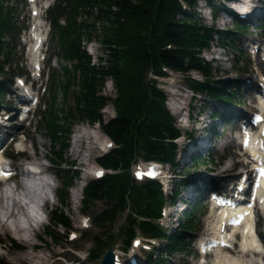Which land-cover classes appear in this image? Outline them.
Segmentation results:
<instances>
[{"label": "trees", "instance_id": "trees-1", "mask_svg": "<svg viewBox=\"0 0 264 264\" xmlns=\"http://www.w3.org/2000/svg\"><path fill=\"white\" fill-rule=\"evenodd\" d=\"M6 1L0 0V74L6 73V65L14 57L15 45L6 37L14 40L21 30L16 21V7ZM207 3L216 12L218 7L213 0H207ZM197 4L198 0H56L49 9L52 40L57 44L58 54L73 63L75 69L73 72L68 65L63 67L67 75L64 86L59 80L61 73L51 74L54 87L58 85L63 89L65 101L73 97L74 106H67L66 110L58 109L53 103L47 112L44 110L42 113L52 141L54 157L51 159L63 184L59 190L63 206L51 211L50 224L45 228L53 240L60 242L61 233L57 231L60 226L73 228L65 207L68 206V191L79 170L64 167L75 166V161L65 159L64 154L77 120L100 123L103 131L116 143L110 152L97 158L99 164L113 172L91 179L83 190V202L89 206L104 199L112 200L111 206L96 216L97 223L101 225L114 220L120 211H127V225L121 230L125 248L131 245L138 232L146 237L163 238L167 240L163 251L159 249L156 257L153 253L148 257L150 261L163 264L166 260L164 254L185 248L188 233L201 228L200 223L194 221L196 205L192 203L189 204L192 209L184 213L178 229L173 233L167 232L158 222L162 206L168 200H176L182 184L188 182V175L192 172H187V179H182L168 197L158 180L139 182L132 176V167L140 159L175 165L179 152L175 140L182 135L176 118L166 105L165 91L155 78H147L148 71L157 76H165V68L185 72L189 87L204 94L207 100L226 105L237 102L235 86L215 76L213 64L202 57V52L217 41L219 45L238 50L235 55L238 59L242 58L244 54L235 43V37L246 32L249 25L240 23L237 17L234 28L218 29L215 25H206L197 15ZM81 15L83 20L78 19ZM62 18L66 20L65 25L60 23ZM97 23H100V32ZM83 37L100 40L105 51V57L101 59L105 58L106 63L92 64V57L81 42ZM235 69L247 71L245 66ZM192 72H199L202 80L192 77ZM109 77L117 88L118 94L114 99L103 93ZM8 80L13 81L11 77L0 80L2 105L8 104H4L3 100L10 85ZM235 82L239 86L238 79ZM74 85L79 86L78 91L72 90ZM53 92L55 102L57 89ZM109 100L114 101L117 116L104 123L102 109ZM222 112L216 108L212 117L223 118L229 123ZM210 130L213 133L219 131L217 127ZM187 134L191 138L194 136L193 131H187ZM213 156L214 153L196 155L193 161L210 167L215 163ZM112 238L115 239V235ZM15 246L21 247L16 242ZM108 246V240L97 239L96 247L89 251V258H98ZM0 264L14 263L0 259Z\"/></svg>", "mask_w": 264, "mask_h": 264}, {"label": "rangeland", "instance_id": "rangeland-1", "mask_svg": "<svg viewBox=\"0 0 264 264\" xmlns=\"http://www.w3.org/2000/svg\"><path fill=\"white\" fill-rule=\"evenodd\" d=\"M27 0H7V2H10L11 4L16 7L15 15L17 16L16 21H18V26H23V30L20 34L17 35V37L13 40L12 37H6L8 42H11V44L15 45V48L13 49L14 57L12 61H9V64L6 65V73L0 74V80L9 79V77L12 78V82L8 80V83L10 84L8 86V89H6L4 93V104L8 102V106L0 107V112L3 111L4 113H9L13 108L11 107L14 104V96L12 95L11 91L16 88L15 81L18 76L23 77L27 82L30 80V71L31 65L29 61V54L26 51L25 47V38L27 39L28 36L26 35V28L28 27V24L32 22V18L30 16V10L28 8V4L26 2ZM238 0H232L229 2V0H213V3L218 7L216 10L217 17L212 18V10L211 6L207 3V0H198V4L195 8L197 15L202 19L203 23L206 25H215L218 29H228V28H234L236 27V19L228 13L225 12L226 6L224 7V2H226L225 5L232 7V5L235 4ZM260 5L263 7L264 11V0H260ZM190 12V9H187ZM182 17V15H180ZM43 19L49 24V20L47 18V13H44ZM254 22V20L250 19L247 21L248 23ZM242 23V21L240 22ZM250 23V24H251ZM243 24V23H242ZM18 27V28H19ZM95 37V36H94ZM92 38V43L87 41L86 39L82 41L83 45L87 47V51L89 54L91 53L94 61L98 63L99 65H102L104 62L106 63V59H101L102 57H105V51L103 48L102 43L98 38ZM84 39V38H83ZM95 39V40H94ZM249 40L250 45L249 47L245 44V42ZM254 40L255 42H253ZM95 41V42H94ZM245 41V42H244ZM84 42H86L84 44ZM94 43V44H93ZM235 43L238 45V48L241 50V52L244 54L242 58H239L235 55L238 53V50H231L230 47H224L219 46L217 41H215L210 48L204 49L202 52V57L206 59L207 61H210L214 66V74L217 78L224 79L228 83H230L232 86H235L234 89L237 91L236 100L238 101V104L240 105H233L235 109L237 110H243L246 108L247 111L252 110L255 111V106L257 105L256 100H254V90L251 89V93L249 91H246V82L244 81L247 77H253L256 82L257 86H259V82L261 80L259 73L262 67L259 65V61L261 60L258 57H255L253 54V47L258 46L260 43L264 45V27L261 25L254 26L251 24V27L248 31L243 32L235 37ZM95 46V47H94ZM98 47V48H97ZM57 44L55 41L51 38V33L48 34V41L44 45L45 52L42 56H44L45 59V69L43 71V75L40 77L39 80L36 81L35 85L40 86L39 88V94H41V102L39 104V107L37 108V113L32 117H29L30 122L26 121L24 123H18L14 130V132H17L20 134V136H17L15 139V143H13L10 139L12 137L13 132H6L0 137V139L5 140L4 144L8 145V143L11 141L10 146L7 148V151L9 153H12V155H16L17 150L20 148L26 149L28 154H30V159L33 161H39L40 163L46 165L50 170L43 176V179H36V183L39 184V190L43 189V184L45 181H49L52 183V185L57 186V190L61 188L62 180L58 176V168L57 166L51 162V158L54 157L53 153V147H52V141L50 139V136L47 131V127L45 125V120L42 118L43 110H47L51 107V105L54 103L55 106L58 109L65 108L67 106H74V99L73 97H70L67 99V101L64 100V92L63 89H60L57 85V87H54V84L51 81V74L52 73H61V79H59L61 82V86H64V84L67 81V75L63 71V67L65 65H68L71 71H75L73 63L68 62L64 60L59 54L57 49ZM97 48V49H96ZM96 51L98 52L96 54ZM102 51V52H101ZM104 53V55H103ZM215 58V59H214ZM214 59V61L212 60ZM216 60V61H215ZM245 66L247 71H244L245 73H242L241 71L235 69V67ZM239 71V72H238ZM79 70L77 69L76 75H78ZM56 74V75H57ZM190 75L192 77L202 80V76L199 74V72H192ZM13 76V77H12ZM178 75L176 72H172V76L170 78H160L158 79V84L161 88H163L167 92V100L166 105L171 111L170 108H173L174 105L177 103V106H179L182 111L181 112H174L172 113L174 117L176 118V125L181 129L182 132L184 130L190 131L191 128H193L194 132V138L189 139L190 137L186 133L181 138L177 140L179 145V152L177 156V162L175 165L168 164L165 166L167 172L170 173V176L172 178L169 179V185L165 187L166 195H171L172 191H174V187L177 184L181 183L182 179H187V172L190 171L193 174L188 175V182L183 183L180 188V194L181 196L180 200L178 201L177 205L175 206L176 210L172 207H168V210H174L171 211L170 216L166 220H161V225L165 228V230L169 233H173L178 228L177 226L181 222H177L178 218L183 219L184 213L188 209H192L191 205H188V208L180 213L182 211L183 206L186 203H192V205H196V212L194 216V221L197 223H200L201 228L197 231H191L188 233V235L185 238V248L178 249L177 251H174L172 254H164V257H166V260L163 264H197L200 258V253L197 250V238H200L202 235H205L207 232H214L215 231V211L212 210L211 204L208 200V195H210L211 191H214V188H207L206 190H203V193L200 191V194L197 193L198 188L195 187V185L199 184V177L200 176H208L212 177L214 179L223 180L220 183L224 184L225 182H235L239 178V170H242L243 163L241 162V156L240 152H242L241 148H239L237 141L235 143L234 130L238 127L224 122L225 120L223 118H215L210 119L212 116V111L216 108H218L220 111H223V114L225 116H229V114H235L231 112L229 109H233V107L230 104L226 105L224 103H218L215 101L207 100V97L203 94H198L196 97L197 99L190 101V97L192 95V89L189 87L187 83V78L182 77ZM147 78H154L152 71L147 72ZM238 79L239 86L237 85V82H235ZM32 82V81H31ZM30 83V82H29ZM105 88L103 89V93L107 96H111L113 99L114 97H117V88L114 85V83L107 78ZM173 85V86H172ZM45 87L46 90L44 89ZM174 87L177 88L178 96H172L169 93V88ZM79 86L74 85L72 87V90L78 91ZM57 89V100L53 101V94ZM180 95V96H179ZM254 97V98H253ZM192 104L194 106V111L192 112V120L190 121V124L187 126L183 125L186 124L185 122H188L187 115L189 111V105ZM255 105V106H254ZM10 106V107H9ZM115 105L113 100H109L106 107L102 109L103 113V121L104 123L108 122L112 118V114L115 113ZM202 108L203 115L199 116V110ZM174 109V108H173ZM110 110V111H109ZM108 111V112H107ZM176 111V110H175ZM111 113V114H110ZM246 113V112H245ZM11 114V113H10ZM238 114V113H237ZM249 114V113H248ZM2 115V114H1ZM236 115V114H235ZM2 115V119H4ZM181 116V117H180ZM200 117L199 120L201 122L196 123V118ZM246 118H249L247 113L245 114ZM227 121V120H226ZM10 121L8 120L7 125L10 126ZM12 123L16 124V121H12ZM98 122L91 124L87 121L77 120L75 121V124L73 125L72 132H71V139L69 147L66 149L64 157L65 159L71 161H75V166L70 168L68 166H64L65 168H69L70 170H79L78 177L74 180L73 187L69 189L68 193V199L67 204L68 206L65 207V210L67 211V215L72 221L73 230H75L76 234L78 235L77 238L71 239L69 236L67 238H64L65 229L63 227H57V231L61 234L59 235V241H55L52 239V237L48 236L46 232V225L50 224L49 220L47 223L41 224V226L35 228L30 227L31 231L29 230V233L32 235V240L30 243H26L24 240L19 239L18 237L13 236V234L10 231H2L0 232V240H2L0 244V259H6L14 264H28L27 259L29 256H32L34 254L39 255H46L51 257L52 261H56L54 264H101L103 252H106L108 250V247H114L115 254L116 250L118 252V258L122 255L123 260H126V257H128V253L130 251H137L136 247L133 246V242H131V248L128 251H124V241L123 236L121 233V230L127 225L126 220V214L127 211H120V213L116 216V218L112 221L104 222L103 225L97 223L96 216L98 213H100L102 210L108 208L111 206L112 200L110 199H104L101 201H98L96 203H93L89 206H86L83 202V190L86 184L94 178L93 173L91 172L85 180V186L83 187V190L80 191V198L77 200V206L76 203L73 202V193L75 195L76 187L79 184L81 180H84V174L86 170V165L81 164V159L74 155L72 152L71 145L73 143V139L76 138V134L78 133V129L80 127H86L87 129L91 130L92 132H95L97 135L104 137L106 140V134L103 132L100 126H98ZM80 126V127H79ZM203 127H205L203 132ZM217 127L218 132L212 133V137L210 139L205 140L204 136L208 133V128ZM203 132V133H202ZM23 133V134H22ZM25 133V135H24ZM205 134V135H204ZM27 138V139H26ZM199 140V145H195V140ZM8 140V142H7ZM205 140V141H204ZM229 141H231L229 143ZM23 143V144H22ZM34 145V148H33ZM198 149L199 152L191 150V148ZM205 148H203V146ZM58 147V146H57ZM83 149V152L87 153V143L81 147ZM15 152V153H14ZM211 153H214V159L215 163L212 164L210 167L206 165H201L198 163H194L193 156H209ZM84 154V155H85ZM101 156L100 150H95L92 159H91V168H95L100 166V164L97 161V158ZM29 157V155H28ZM143 160V159H141ZM10 161V159L8 160ZM85 162H88L85 160ZM85 162H82L86 164ZM15 166L18 165H24V168H26L25 163L26 160L21 157H16V160L12 162ZM229 169H225V168ZM242 168V169H241ZM85 169V170H84ZM135 167L133 168L132 172L134 171ZM165 170V169H164ZM108 171H113L111 169H108ZM195 171V172H193ZM72 172V171H71ZM115 172V171H114ZM222 173V174H221ZM218 174V176H217ZM221 174V175H220ZM220 175V176H219ZM21 178H18L15 182H11L8 184V187L12 188L13 190L20 192V190H17L18 182ZM213 179V181H214ZM217 179V180H218ZM27 182H32L31 180H26ZM232 185V184H231ZM230 185V186H231ZM2 187V186H1ZM7 187V186H6ZM5 187V188H6ZM215 187L216 184H215ZM219 187V186H218ZM45 190H47L48 193H50V196L52 197V189L50 187H45ZM54 192V191H53ZM82 192V193H81ZM12 193V191H11ZM197 193V195H196ZM12 195V194H11ZM200 198V200H199ZM10 199V198H9ZM183 201V202H182ZM9 205H11V200L7 201ZM57 206H63L60 202V199L54 200V202H48L47 204V213L50 216V213L53 209H55ZM34 209L38 210L36 213L40 214L39 211L41 210L38 207H34ZM86 209V210H85ZM3 208L0 205V215L2 216ZM178 214L177 218H172V215ZM40 216V215H39ZM86 216L90 219L91 226H84L82 224V217ZM18 218L20 222L22 221V226H27L29 228V224L25 221L26 217L22 214H18ZM176 219V220H175ZM263 222V219H262ZM39 228V229H38ZM211 228V229H210ZM259 231L262 232V235L264 237V224H260ZM26 232H24L25 234ZM28 233V232H27ZM38 233V235H37ZM36 234V235H35ZM70 234V231L69 233ZM115 235V239L112 238V236ZM137 236L141 237L143 239L142 246H139L138 253L141 254V248H144V235L141 232L137 233ZM108 237V238H107ZM146 237V236H145ZM103 239L108 240L109 246L101 253V255L98 258L90 259L85 258L86 255L89 254V251L96 247L97 239ZM264 241V238H263ZM15 242L20 244V248H17L15 246ZM159 245L156 247V250H161L164 248V246L167 244L165 240L158 241ZM30 245L35 246V248H32ZM262 246L264 248V242H262ZM134 247V248H133ZM236 249H239V245H235ZM155 250V251H156ZM189 250V252H187ZM236 250V251H237ZM25 251H29V254L27 255V258H22L21 254L25 253ZM163 251V250H162ZM226 253L225 256L230 255V250H225ZM57 252V253H56ZM103 254V255H102ZM135 257V253L132 252ZM219 253H216L214 255H208L207 260L210 264H217V256ZM156 257V256H155ZM137 258V257H136ZM155 259V258H154ZM122 260V259H121ZM145 260V258H144ZM255 261H259L264 264V260L261 257L255 256ZM136 264H144L143 261L139 258L136 260ZM149 264H158L156 262L150 261Z\"/></svg>", "mask_w": 264, "mask_h": 264}, {"label": "bare ground", "instance_id": "bare-ground-1", "mask_svg": "<svg viewBox=\"0 0 264 264\" xmlns=\"http://www.w3.org/2000/svg\"><path fill=\"white\" fill-rule=\"evenodd\" d=\"M231 1L232 0H229V2H231ZM259 2H260V0H238L237 2H235L234 5H232V7L227 6V10L235 12V13H238L239 11L242 10V13L245 16L246 20L249 21L250 19H252V20L256 21L260 16H262V15L264 16L263 7L260 5ZM39 13H40V16L38 15L35 18L36 21L38 20V22L36 24V28L32 31V34H31L35 38V41L33 44L34 46L37 44L38 39L42 38L44 40V38H45V34H44L45 30L43 29L44 24H42L39 21V19L41 17V12L39 11ZM78 19L83 20V16L78 18ZM97 27H98V31L100 32V23H97ZM83 38H82L83 40L86 39L87 41L92 43L91 38H88V37H83ZM85 43L86 42H84V44ZM245 44L249 47L250 41L247 40L245 42ZM87 47L85 46L86 49H87ZM253 49L255 50V53L257 54L256 57L259 56V58H261L263 60L262 55L264 53V45L260 43L258 46L253 47ZM38 52H39V50L36 51V53H38ZM97 53L98 52L96 51V54ZM90 55H91V53H90ZM103 55H104V53H103ZM34 56L35 55L33 54V57ZM91 57H92V55H91ZM263 61L260 60L259 65L262 67L261 70L264 73ZM38 62H39V59L34 58V60L32 61V65L35 66L38 64ZM92 64L99 65L98 63H96L94 61L93 57H92ZM259 76L261 78V80L259 82V86H257L258 84H257L256 80L250 76L247 77L244 81L243 80L241 81L242 83L246 82V91L250 92L251 89H253L254 90L253 94H256L257 92H261L263 90V88H264V76H262L260 74H259ZM35 79L38 80L37 77ZM109 79L113 82V79L111 77H109ZM19 86H16L17 88H14L12 90L13 91L12 95L15 97L13 99L15 102L14 104L28 105V106H31L32 109H34L42 97L40 96L38 98H35L33 96L34 101L32 103H28L27 99L30 96L29 92H27V90L25 88L19 87ZM34 87H35V84H34ZM254 100H255V98H254ZM173 105H174L173 108L176 110V112L182 111V109L179 106H177V103L173 104ZM229 107H233V105L229 106ZM258 108H262V107H259V105H258ZM258 108L256 107L257 111H258ZM229 110L233 113H236V114L238 113L239 115H241L243 120H249V118L245 117V114L247 112L250 113L251 110L247 111L246 108H244V111L246 113L243 112V110L235 109V107H233V109H229ZM1 116L2 115L0 114V118H1L0 119V137L3 135L2 138H4L5 134H3V132L6 133V132L11 131V132H13V134H15L12 137H10V139H12L13 137H15L17 135V132H14L15 128L7 125L8 120H6L4 116H3L4 119H2ZM231 117H232V115H231ZM242 118H240L241 121H242ZM75 136H76V138L73 139V143L71 145V148L73 151L72 153L74 155H77L81 159L82 165H86V170H85V174L83 177L84 180H81L79 182V184L77 185V187H76L77 190L75 192V195L73 193V199L72 200H73V202L76 203V206H77V201H78L77 199L80 198L79 192L83 190V187L85 186V180H87V178L89 176L88 169L91 167L90 161L92 159V156H93L95 150H97V148H98V150L101 149L103 142H102L101 136L97 135L95 132H92L91 130L87 129L86 127H80L78 129V133ZM205 140H207V138H205ZM4 141L5 140L2 141V139H0V147H1V145L4 147L7 145V144L6 145L4 144ZM230 142L231 141H229V143ZM85 143H87V149H86L87 153L86 154L83 152V149L81 148V147H83V145ZM202 146H203V148H205L204 145H202ZM253 154L260 155L261 152H253ZM245 155H247V153H245ZM246 159H247V162L244 164L245 168H247L249 166V164L253 162V160L250 159L249 156H247ZM85 160H87L88 162H85ZM36 162H39V161H36ZM82 162H85L86 164H84ZM39 164L44 168L43 173H47L50 170V168H48L46 165H44L42 163H39ZM15 168L17 170H19L20 172H22L21 173L22 175L25 174L24 165H18V166H15ZM225 169H229V168L227 167ZM241 171H243V169ZM252 174H253V171L250 170L246 173V175H243V174L239 175L238 180L240 178L241 179L243 178L244 185H245V187L243 188V190L241 192H237V184H235V182L232 183V185L230 186L229 182H225L224 184H221L220 182L223 181L222 179L219 180L217 178L218 179L217 180V179H214V178L208 177V176H200L199 177L200 182H199V184L195 185V187L198 188V190H199V191H197L198 194H200V191L203 193V190H206L207 188H209V189L214 188V191L222 190L223 191L222 193L231 195L232 198H230V199H232V200L235 198H239V197L246 199L248 194H249L247 183L249 182L250 178L252 177ZM166 175L163 178V180L166 178ZM217 176H218V174H217ZM168 178H170V177H168ZM168 178L166 179V181L169 185V179ZM40 179H43V178L40 177ZM213 179H214V181H213ZM215 184L217 187H215ZM45 187H50L52 189V191L55 192V194L58 193L57 186L52 185V183H50L47 180L43 184V187H42L43 189L39 190L38 189L39 188L38 182L36 183V181L34 180L33 183L32 182L30 183V182H27L26 180H24L23 178H21L18 182V185H17V190H20L19 193H17L18 191L13 190V189L11 190L12 193H11V191H9L10 192L9 193L8 189H4L3 187L0 186V205L4 209L2 212V216L0 215V232L10 231L13 234V236L24 240L26 243H30L32 240V235L29 233V230L31 231V228H30L31 226L33 227V224H32L33 218L30 217L28 209H29V206H30V208L31 207L34 208V207L39 206V208L46 211L47 204L49 201H51V197L49 196V193L47 192V190H45ZM197 193H196V195H197ZM10 200H11V205H9V203L7 202ZM262 209L264 210V201H262ZM249 211L250 210L248 209V212ZM19 213L26 217L27 223L29 224V228L27 226H24V227L22 226V224H21L22 221L20 222L21 219L19 220V218H18ZM233 215L234 214H232L231 217ZM215 216H216L215 231L212 232V234H213L212 237L219 239V241H222V240L230 241L231 240V234L229 233V231L226 232L225 230H223V222L226 220V215L223 214L221 211H215ZM246 221L249 222L250 217H248ZM39 226H41V225H39ZM24 232H26V233L24 234ZM241 234L243 235V238H242V242L240 244V249L237 251L234 249H231V248L219 249V246H216V249L212 250L211 246L205 240H212L213 238H210L207 236L203 237L201 240L198 239L196 242V245H197L198 249H200L202 251L203 254L205 253L206 255L209 254L212 256L216 253H219L217 256L218 257L217 258V261H218L217 264H263L259 261H255V256L261 257L264 260V256L257 252L258 248L261 245L260 242H258V240H256V238L249 233V229L247 227H244L243 229H241ZM37 235H38V233H37ZM258 235H259L261 240H262V238H264L261 231L258 232ZM30 246L32 247V245H30ZM32 248H35V246L33 245ZM138 249H139V247L136 248L137 251H138ZM225 250H230V252H229L230 255L228 257L224 255L226 253ZM116 253L118 254L117 250H116ZM28 254H29V251H25V253L21 254V257L25 259V258H27ZM132 258L137 260V258L133 254H132ZM25 260H27L28 264H54V263H56V261L51 260V257L46 256V255H39V254H34L32 256H29ZM208 264H210V263H208Z\"/></svg>", "mask_w": 264, "mask_h": 264}, {"label": "water", "instance_id": "water-1", "mask_svg": "<svg viewBox=\"0 0 264 264\" xmlns=\"http://www.w3.org/2000/svg\"><path fill=\"white\" fill-rule=\"evenodd\" d=\"M114 250L113 247H109L108 250L105 252L101 264H114Z\"/></svg>", "mask_w": 264, "mask_h": 264}, {"label": "snow or ice", "instance_id": "snow-or-ice-1", "mask_svg": "<svg viewBox=\"0 0 264 264\" xmlns=\"http://www.w3.org/2000/svg\"><path fill=\"white\" fill-rule=\"evenodd\" d=\"M262 174H264V173H262Z\"/></svg>", "mask_w": 264, "mask_h": 264}]
</instances>
